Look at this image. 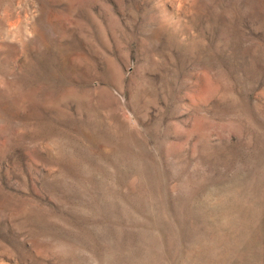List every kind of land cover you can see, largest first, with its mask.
<instances>
[{"label":"rangeland","instance_id":"obj_1","mask_svg":"<svg viewBox=\"0 0 264 264\" xmlns=\"http://www.w3.org/2000/svg\"><path fill=\"white\" fill-rule=\"evenodd\" d=\"M0 264H264V0H0Z\"/></svg>","mask_w":264,"mask_h":264}]
</instances>
